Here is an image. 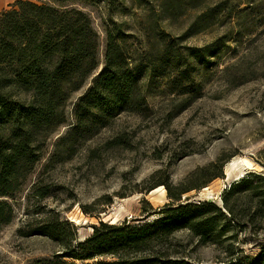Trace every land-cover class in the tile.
Returning a JSON list of instances; mask_svg holds the SVG:
<instances>
[{
    "label": "rangeland",
    "instance_id": "obj_1",
    "mask_svg": "<svg viewBox=\"0 0 264 264\" xmlns=\"http://www.w3.org/2000/svg\"><path fill=\"white\" fill-rule=\"evenodd\" d=\"M86 9L100 33L102 61L103 24L115 20L127 35L125 49L142 66L148 109L121 112L69 138L74 103L87 87L73 95L68 122L50 136L9 199L14 217L0 224V264L82 263L61 257L64 245L48 235L18 234L34 219L68 221L77 245L101 221H152L179 203L223 206L232 184L251 172L255 184L264 183V0H104ZM35 184L49 195H36ZM169 188L190 190L176 200ZM251 188L231 196L238 214L256 192ZM254 219L244 228L234 224L213 243L177 232L170 250L192 264H247L264 246V215L256 212Z\"/></svg>",
    "mask_w": 264,
    "mask_h": 264
},
{
    "label": "trees",
    "instance_id": "obj_2",
    "mask_svg": "<svg viewBox=\"0 0 264 264\" xmlns=\"http://www.w3.org/2000/svg\"><path fill=\"white\" fill-rule=\"evenodd\" d=\"M103 1L16 0L0 12V224L12 221L9 199L17 196L34 171L50 136L68 122L67 106L75 93L87 87L74 103L76 121L67 132L69 138L82 137L121 112L148 109L142 66L125 49L127 35L115 20L103 24L106 42L101 60L100 33L86 7ZM255 177L251 172L233 183L223 206L214 201L179 203L161 209L162 216L152 221L123 225L101 221L77 245L75 232L66 229L68 221L59 218L31 220L18 234L48 235L64 245L61 257L80 264H192L175 256L181 252L170 250L175 234L189 230L207 244L235 229L234 224L244 228L254 223L256 212L264 215V183L255 184ZM247 185L256 192L238 214L231 196ZM189 190L173 193L169 188V197L180 200ZM33 191L40 197L50 193L36 184ZM247 264H264V246Z\"/></svg>",
    "mask_w": 264,
    "mask_h": 264
},
{
    "label": "crops",
    "instance_id": "obj_3",
    "mask_svg": "<svg viewBox=\"0 0 264 264\" xmlns=\"http://www.w3.org/2000/svg\"><path fill=\"white\" fill-rule=\"evenodd\" d=\"M14 0H0V10L8 7L9 4H11V2H13ZM10 7V5H9Z\"/></svg>",
    "mask_w": 264,
    "mask_h": 264
},
{
    "label": "bare ground",
    "instance_id": "obj_4",
    "mask_svg": "<svg viewBox=\"0 0 264 264\" xmlns=\"http://www.w3.org/2000/svg\"><path fill=\"white\" fill-rule=\"evenodd\" d=\"M159 190V188H155L154 190H152L153 193L157 192Z\"/></svg>",
    "mask_w": 264,
    "mask_h": 264
}]
</instances>
